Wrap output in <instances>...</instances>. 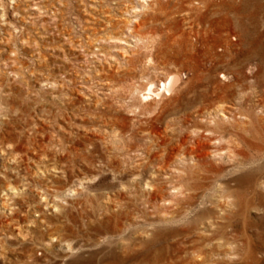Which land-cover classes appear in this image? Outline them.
Wrapping results in <instances>:
<instances>
[{
	"label": "rangeland",
	"instance_id": "1",
	"mask_svg": "<svg viewBox=\"0 0 264 264\" xmlns=\"http://www.w3.org/2000/svg\"><path fill=\"white\" fill-rule=\"evenodd\" d=\"M121 262L264 264V0H0V264Z\"/></svg>",
	"mask_w": 264,
	"mask_h": 264
},
{
	"label": "bare ground",
	"instance_id": "2",
	"mask_svg": "<svg viewBox=\"0 0 264 264\" xmlns=\"http://www.w3.org/2000/svg\"><path fill=\"white\" fill-rule=\"evenodd\" d=\"M177 73V71H170L168 76L166 78L164 77L165 79H161L157 86H155L154 82H149L145 92L141 96L142 99L150 98L151 96H160L163 93L170 94L179 80ZM209 151V149H205V153L203 154L206 155ZM121 263L123 264V262Z\"/></svg>",
	"mask_w": 264,
	"mask_h": 264
}]
</instances>
